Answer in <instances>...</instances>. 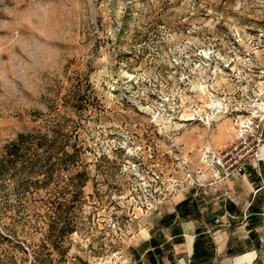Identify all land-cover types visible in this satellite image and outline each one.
<instances>
[{
	"label": "rangeland",
	"instance_id": "obj_1",
	"mask_svg": "<svg viewBox=\"0 0 264 264\" xmlns=\"http://www.w3.org/2000/svg\"><path fill=\"white\" fill-rule=\"evenodd\" d=\"M263 103L264 0H0V264H133Z\"/></svg>",
	"mask_w": 264,
	"mask_h": 264
},
{
	"label": "crops",
	"instance_id": "obj_2",
	"mask_svg": "<svg viewBox=\"0 0 264 264\" xmlns=\"http://www.w3.org/2000/svg\"><path fill=\"white\" fill-rule=\"evenodd\" d=\"M208 171L204 177H208ZM264 159L205 182L132 244L133 264H264ZM181 212V217H179ZM169 215V214H168Z\"/></svg>",
	"mask_w": 264,
	"mask_h": 264
},
{
	"label": "built area",
	"instance_id": "obj_3",
	"mask_svg": "<svg viewBox=\"0 0 264 264\" xmlns=\"http://www.w3.org/2000/svg\"><path fill=\"white\" fill-rule=\"evenodd\" d=\"M258 110L260 114L249 116L240 124L229 143L201 152V167L210 171L206 178L209 182H223L231 176L241 175L249 164L259 168L264 147V103ZM202 168L197 169V173ZM261 214L264 218V203Z\"/></svg>",
	"mask_w": 264,
	"mask_h": 264
},
{
	"label": "trees",
	"instance_id": "obj_4",
	"mask_svg": "<svg viewBox=\"0 0 264 264\" xmlns=\"http://www.w3.org/2000/svg\"><path fill=\"white\" fill-rule=\"evenodd\" d=\"M33 137L34 134L31 133H19L17 137L9 144L8 153L12 155L17 154L24 145L33 141ZM62 231H64L65 233L72 232L73 225L71 224V222H65ZM38 263L40 264V261Z\"/></svg>",
	"mask_w": 264,
	"mask_h": 264
}]
</instances>
